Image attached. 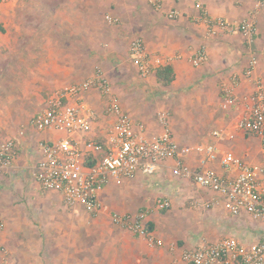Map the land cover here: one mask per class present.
I'll return each instance as SVG.
<instances>
[{
	"label": "crops",
	"instance_id": "1",
	"mask_svg": "<svg viewBox=\"0 0 264 264\" xmlns=\"http://www.w3.org/2000/svg\"><path fill=\"white\" fill-rule=\"evenodd\" d=\"M47 1L42 0L44 5ZM84 1L85 8L63 10L42 9L43 4L37 0H9L1 4L0 143L17 138L20 145L14 164L0 171V219L5 222L0 230V245L8 249L6 264H173L174 261L187 264L181 259L182 250L200 240L191 233L180 235V228L165 217L167 210H158L160 199H169L171 207L181 211L183 224L188 228L199 224L205 215H211L243 243L264 242V223L247 213L233 216L219 203L208 208L187 207L190 197L206 200L211 194L205 198L192 192L190 180L172 174V162L152 176L141 174L121 186L109 183L99 194L103 208L97 214H91L83 206L67 207L61 192L44 189L35 178V165L41 157L38 141L57 140L65 134L38 132L30 127L21 134V128L42 109L53 91L84 81L93 74L86 62L91 45L82 38L85 31L87 35L90 32L89 16L100 18L101 9L89 10L90 0ZM109 1L113 12L108 14L119 18V34L114 39L120 43L122 52L112 56L116 58L114 61L106 60L103 71L123 108L136 120H143L144 111L153 104L159 108L176 107L182 115L170 123L178 142L196 145L213 140L211 132L226 128L236 113L221 109L223 83L238 74L237 96L250 94L254 86L245 77L244 70L252 54L259 55L255 72L264 79V9L257 16V32L250 43L243 34L209 36L199 18L197 4L201 3L211 17L242 20L252 14L255 0H163L161 9L153 7L149 0ZM172 9L179 10L178 18H169ZM59 29H63L61 35ZM97 30L98 40L102 42L105 30ZM79 33L81 39L77 42L74 35ZM136 36L143 37L148 52L163 58L160 65L174 67L176 78L171 85L162 86L157 82L155 67L148 78L137 80L143 82L141 94L135 90V73L127 61H132L135 72L137 66L128 48ZM202 46L206 47L208 59L196 67L192 58ZM75 48H81V53L73 55L71 50ZM154 84L163 89L160 99L152 94ZM169 93L177 97L169 99ZM98 95L94 91L84 97L99 113V119L86 137L102 139L113 120L106 113L108 101ZM235 133L234 140L216 141L219 147L249 163L261 161L260 140L243 131ZM187 162L197 168L198 154L188 155ZM210 167L220 175L226 174L219 162ZM140 209L149 211L153 232L163 245H151L146 238L112 220L116 212L135 213ZM215 232L213 229L211 235ZM221 238L212 236L210 241Z\"/></svg>",
	"mask_w": 264,
	"mask_h": 264
},
{
	"label": "built area",
	"instance_id": "2",
	"mask_svg": "<svg viewBox=\"0 0 264 264\" xmlns=\"http://www.w3.org/2000/svg\"><path fill=\"white\" fill-rule=\"evenodd\" d=\"M8 1L0 0V8ZM149 2L156 9L163 7V0ZM197 7L209 36L243 34L251 43L257 32V16L264 9V0H255L252 14L242 20L211 17L201 3ZM168 16L176 19L180 12L172 9ZM105 18L110 24L119 21L112 14H106ZM128 50L143 78H148L163 60L161 56L148 52L142 36L134 37ZM207 59L206 47L202 46L192 58V64L198 67ZM257 64L258 57L252 54L244 70L245 77L254 86L250 94L237 96L238 74H233L230 82L223 83L221 109L236 111L234 118L226 128L211 132L213 140L196 145H182L177 141L166 111L158 113L161 132L151 134L143 121L134 120L123 108L103 69L96 66L86 80L53 91L42 109L21 128V134H25L29 127L38 132L65 134L57 140L38 141L41 157L35 165V178L44 189L61 192L67 207L83 206L91 214H97L103 208L99 194L109 183L120 186L141 174L152 176L172 162L170 169L174 176L190 180L197 188L211 194L210 199H192L191 207L208 208L219 203L233 216L247 213L264 223V79L255 72ZM95 90L108 101L106 113L113 120L108 134L102 139L86 137L99 119V113L86 103L84 97ZM237 131L260 140L261 161L249 163L232 151L219 147L216 141L234 140ZM19 151L17 138L0 143V171L14 164ZM193 152L199 156L197 168L187 162V156ZM214 162L220 163L225 175L210 167ZM170 207L169 199L158 201V210ZM148 215L146 209L135 213L116 212L112 220L146 238L151 245H163V241L148 228ZM4 227L5 222L0 219V230ZM7 254L8 249L0 245V264H6ZM181 259L187 264H264V242L245 244L233 236L217 241L202 240L193 247L184 248Z\"/></svg>",
	"mask_w": 264,
	"mask_h": 264
},
{
	"label": "rangeland",
	"instance_id": "3",
	"mask_svg": "<svg viewBox=\"0 0 264 264\" xmlns=\"http://www.w3.org/2000/svg\"><path fill=\"white\" fill-rule=\"evenodd\" d=\"M37 1H38V3H40V4L42 3L43 4L42 0H37ZM48 2H49V4H48ZM85 5H86V1H84V0H72V1H68V0L67 1L66 0H49V1H47V5L43 4L41 6V8L42 9H49V7H51L52 10H56V9L63 10L65 8L66 9H70V8L82 9V8L86 7ZM88 7H89V10L94 9V8L101 9V17L100 18H98V16H96V15L89 16L90 24H89L88 29H89L90 32H89V35H87V33L85 31L84 32V36L82 38L84 40V42L85 41H89L90 42L91 46H90L88 51L91 54L88 56V59H87L86 62H88V64H89L88 67L91 68V70H93V72H94V69H95L96 66H100L103 69V64H104V62L106 60L109 59V61H111V62L114 61L116 58H114L112 56L115 53H118L119 51L122 52V50H121L122 47L120 46V43L119 42H115V39H114L115 36L117 34H119L118 31L120 29V26L117 25V23H112V24L108 23L106 18H105L106 14L113 12L110 9V1L109 0H90ZM53 13L54 12L51 13L52 19L54 18ZM47 19H49V18H47ZM57 19H59V17ZM75 19L76 18H74V20ZM42 20H45L44 16H43ZM98 28L100 30L102 28H104V30H105V33H104L105 40H102V42L101 41L99 42V40H98V35H97V32H98L97 29ZM62 30L63 29H61V30L59 29V33ZM64 34H67V33H64ZM64 34H62V35H64ZM44 35L47 36L48 33L44 34ZM60 35H61V33H60ZM74 36H75V38L77 37V42L81 39V33H79L77 36L76 35H74ZM71 51L73 52V55H76L77 53H81L82 50H81V48H75V49H73ZM103 56H105V60L102 62ZM257 56H259V55L257 54ZM127 63L130 64L129 69L133 73H135L134 77H133V78L136 79V81H134V83H135L134 88H135V90L138 91V93H140L139 89H142L141 87L143 86V82H141V81L138 82L137 80H141L143 77L139 74V72H137L136 68H135L136 70L134 72V69H133L134 65H133L131 60L127 61ZM111 85H112V83H111ZM151 89L153 90L152 94L155 93L154 95H158L157 97H158V99H160V94L159 93H160V90L162 91L163 89L160 88V86H158L156 84L152 85ZM92 92H94V91H92ZM95 92H97L100 95V93L98 91L95 90ZM168 96L171 97L169 99H172V98L174 99V98L177 97V96L175 97V95L173 93H169ZM149 100H150V98H149ZM153 105L154 106H150L144 111L145 115L143 116V120H137V121H143L147 125L148 130L151 129L153 132H158V131L162 130V125L160 124V122L158 120L159 111L168 112L169 113V121H171V123H172V120L173 121L176 120L178 115H182V112L181 111L178 112L176 107L171 108L169 106H164L163 105L164 107L160 106V108H159L158 106H155V104H153ZM131 117L134 120H136L133 116H131ZM189 185H190L191 191L195 192L197 194V196H201V197H205V198H208L210 196L209 192L197 188L194 184L190 183ZM192 198L193 197H190V199H188L189 202H190V200ZM189 202L187 204V207L190 206ZM222 208H223V210H225L223 206H222ZM176 209L177 208H172V207L167 209V214L165 215V217H167L168 219L172 220V223H174L175 225H177V227L180 228V229H178V231L180 230L179 231L180 235L186 236L188 233H191L192 235L195 236V238L197 240H200V241H202V240L210 241V237H212V236H215V237H217V236L228 237V236L233 235V234H231L232 232H231V229L229 227H227L225 225L222 226V224L217 223V221L215 219H213L211 217V215H209V216L205 215L203 218H201V222L199 224L192 225L194 227L189 225L190 226L189 227L190 229H189L188 225L183 224V222H185V219H183L181 217V215H180L181 211L176 210ZM162 227H166V226L163 225ZM213 229H215L216 232L214 233V235H211V232H212Z\"/></svg>",
	"mask_w": 264,
	"mask_h": 264
},
{
	"label": "trees",
	"instance_id": "4",
	"mask_svg": "<svg viewBox=\"0 0 264 264\" xmlns=\"http://www.w3.org/2000/svg\"><path fill=\"white\" fill-rule=\"evenodd\" d=\"M157 82L162 86H169L176 78L175 69L171 64L160 65L155 70ZM166 210V209H164ZM163 210V211H164ZM153 224L150 222L148 228L153 230Z\"/></svg>",
	"mask_w": 264,
	"mask_h": 264
}]
</instances>
